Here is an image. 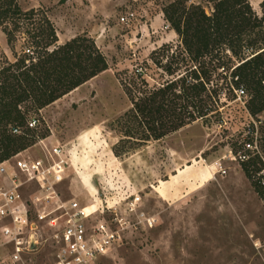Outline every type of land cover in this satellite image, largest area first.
Instances as JSON below:
<instances>
[{
    "label": "rangeland",
    "instance_id": "1",
    "mask_svg": "<svg viewBox=\"0 0 264 264\" xmlns=\"http://www.w3.org/2000/svg\"><path fill=\"white\" fill-rule=\"evenodd\" d=\"M17 1L23 10L37 11L34 23H52L57 40L50 50L87 38L108 65L48 106L38 109L32 100L23 102L26 125L30 128L33 118L38 122L31 128L34 142L17 152L38 156L40 139L63 144L70 166L62 195L83 206L107 210L124 207L128 197H141L142 208L156 223L130 230L100 264H264V198L253 184L264 185V112L253 117L245 104L249 88L240 86L247 98L239 100L224 78L230 80L235 66L258 48L234 55L224 47L206 57L212 69L209 87L218 90L217 96L213 92L218 114L210 113L160 140H124L120 121L134 100L186 74L185 65L175 76L164 68L181 45L164 13L174 0ZM248 1L255 15L264 17V0ZM191 3L212 12L208 0H188ZM27 30L23 24L10 45L0 29V72L24 57L28 48L33 57L40 55ZM165 44L172 50L162 52L159 66L154 51ZM259 76L264 78V73ZM249 159L257 163L252 178L243 167ZM51 237L49 227L33 256L39 264L52 257Z\"/></svg>",
    "mask_w": 264,
    "mask_h": 264
},
{
    "label": "trees",
    "instance_id": "2",
    "mask_svg": "<svg viewBox=\"0 0 264 264\" xmlns=\"http://www.w3.org/2000/svg\"><path fill=\"white\" fill-rule=\"evenodd\" d=\"M208 2L213 4L211 13L200 4L188 5V0H174L164 9L165 18L181 40L172 59L164 66L165 71L175 76L184 65L187 71L134 100V107L120 121L124 140H160L210 113L218 114V90L209 87L212 69L206 57H214L224 47L234 55H240L244 48H258L250 58L235 66L230 80L224 78L234 90L245 85L249 88L251 97L247 108L253 117L264 112V78L259 76L260 72L264 73V17L255 15L248 0ZM36 13L34 9L23 10L17 0H0V29L8 43L16 41L17 32L27 24L32 43L41 51L36 61L25 54L0 72V161L34 142L35 129L26 125L27 114L20 109L23 102L32 100L41 109L108 68L104 55L87 38H75L50 50L57 40L55 29L47 20L43 21L46 25L34 23ZM170 49L165 44L154 51L157 55L154 62L161 66L162 52L165 54ZM221 67L226 70L225 66ZM25 126L26 130L22 131L21 127ZM15 129L21 133H14ZM256 164L255 160L244 161L249 178L253 177ZM253 184L264 198V185L259 181Z\"/></svg>",
    "mask_w": 264,
    "mask_h": 264
},
{
    "label": "built area",
    "instance_id": "3",
    "mask_svg": "<svg viewBox=\"0 0 264 264\" xmlns=\"http://www.w3.org/2000/svg\"><path fill=\"white\" fill-rule=\"evenodd\" d=\"M25 54L34 56L30 48ZM235 92L239 100L247 98L244 88ZM37 122L31 119L30 128ZM38 146V156L17 153L0 162V264H39L33 256L49 227L54 251L44 264H100L130 230L154 226L156 219L146 214L139 195L128 197L124 207L93 211L64 197L70 166L65 146L45 139Z\"/></svg>",
    "mask_w": 264,
    "mask_h": 264
},
{
    "label": "bare ground",
    "instance_id": "4",
    "mask_svg": "<svg viewBox=\"0 0 264 264\" xmlns=\"http://www.w3.org/2000/svg\"><path fill=\"white\" fill-rule=\"evenodd\" d=\"M87 207H88L89 211H93V210L97 209V205L96 204L88 205Z\"/></svg>",
    "mask_w": 264,
    "mask_h": 264
}]
</instances>
